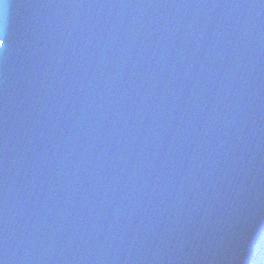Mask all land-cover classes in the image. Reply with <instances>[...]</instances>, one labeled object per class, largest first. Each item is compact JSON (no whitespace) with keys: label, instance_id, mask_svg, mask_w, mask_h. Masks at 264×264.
<instances>
[{"label":"water","instance_id":"obj_1","mask_svg":"<svg viewBox=\"0 0 264 264\" xmlns=\"http://www.w3.org/2000/svg\"><path fill=\"white\" fill-rule=\"evenodd\" d=\"M0 16V264H264V0Z\"/></svg>","mask_w":264,"mask_h":264},{"label":"snow or ice","instance_id":"obj_2","mask_svg":"<svg viewBox=\"0 0 264 264\" xmlns=\"http://www.w3.org/2000/svg\"><path fill=\"white\" fill-rule=\"evenodd\" d=\"M13 0H0V8H6L12 3ZM9 35L4 27L2 16H0V51H3L9 45Z\"/></svg>","mask_w":264,"mask_h":264}]
</instances>
